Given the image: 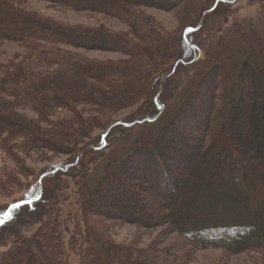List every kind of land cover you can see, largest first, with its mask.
I'll use <instances>...</instances> for the list:
<instances>
[{
    "label": "trees",
    "instance_id": "1",
    "mask_svg": "<svg viewBox=\"0 0 264 264\" xmlns=\"http://www.w3.org/2000/svg\"><path fill=\"white\" fill-rule=\"evenodd\" d=\"M43 1L77 13L117 19L129 27L134 40L103 28L68 27L42 18L25 9L26 0H0V42L24 49L23 55L0 64V142L22 139L27 143L25 150L63 153L67 146L78 144L95 123L94 119H82L77 112L80 106H89L96 114L106 116L140 101L142 113L138 119L127 124L120 121L104 130L107 138L118 128L123 131L135 128L125 151L112 152L100 172L92 175L79 166L82 156L75 159V166L81 171L77 184L79 197L75 202L81 213L85 215V197L90 191L96 193L99 185L105 192L107 185L111 188L122 185L114 179L128 165L138 162L137 153L145 158L163 157L172 169L168 174L165 171L154 175L158 174L174 188H160L155 176L146 170L141 177L146 186L135 185L143 192L148 188L163 197L169 194L165 197L170 204L161 199L157 203L158 208L166 209L159 215L161 223L164 221L168 229L194 248L222 249L231 254L259 251L262 255L258 264H264V42L257 33L252 28L248 31L236 28L231 40L218 41L206 59L191 64L194 30L186 29L179 40L172 39L154 28L141 12L143 8L168 12L185 0ZM228 1L214 0L218 5ZM246 37L248 43L241 44ZM60 47L119 53L125 59L113 64L94 62ZM167 65L170 68L164 70ZM183 69L192 75L187 85L180 88L173 77ZM168 71L170 77L163 82ZM251 83L259 84V95ZM159 88L163 90L161 96L165 95L160 100L156 98ZM177 89L179 93L167 105L171 100L167 97ZM196 99L204 101L205 106L194 103ZM244 101L249 102L246 108ZM23 107L36 113L41 123L49 122L59 110L71 112L74 118L57 120L50 129L42 130L38 121L27 120L17 113ZM236 120L240 125L247 124L248 130H238ZM168 131H174L172 134L177 133L180 138L167 149L164 142ZM185 158L193 159L192 165L176 172L175 165ZM58 171L62 169L55 173ZM34 186L28 196L14 203L18 206L16 212L21 208L32 210L39 202ZM121 187H126L129 199L113 207L116 210L102 214L149 215L142 204L144 198L132 191L131 186ZM111 188L108 196L114 194ZM258 190L260 199L255 198ZM52 223V228L42 236L37 234L36 239L48 264H65L64 245L54 232L57 222ZM90 238L96 243L94 255H87L80 264H147L137 259L130 261L128 253L100 243L94 235ZM25 251L3 255L0 264H40L31 250L29 258ZM9 258L13 261L8 262Z\"/></svg>",
    "mask_w": 264,
    "mask_h": 264
},
{
    "label": "rangeland",
    "instance_id": "2",
    "mask_svg": "<svg viewBox=\"0 0 264 264\" xmlns=\"http://www.w3.org/2000/svg\"><path fill=\"white\" fill-rule=\"evenodd\" d=\"M24 7L37 16L64 26L103 28L111 33L122 34L128 39L134 40L127 25L104 15L77 13L43 0H26ZM141 12L150 20V23H153L154 28H158L172 39L179 40L180 34L186 29L187 32L194 30L191 37L195 44V50L191 53V64L206 59L208 54L213 52L218 41L231 40L236 28L246 31L252 28L264 42V0H230L222 5H218L214 0H185L179 2L175 8L168 12L154 8H143ZM246 42L248 43L247 37L241 44L245 45ZM60 48L94 62L113 64L125 59L119 53L108 51ZM252 53L255 54V51L253 50ZM23 54L24 49L17 44L0 42V64H6L12 61L15 56ZM168 65L164 70L170 68ZM169 74L170 71L162 78L163 82H166L165 80L170 77ZM191 75L192 73L188 74L186 69H183L181 73L173 77L174 83L183 88L189 82ZM251 86L259 95V84L251 83ZM157 91V99L165 97V95L161 96L163 92L161 88ZM179 91L177 89L170 94V97H167L168 100L171 99L167 105L172 103L174 99L171 97ZM195 102L201 103L198 99ZM141 104L142 102L139 101L136 105L109 112L106 116L96 114L89 106H80L77 112L82 115V119H94L95 123L88 127L78 144L67 146L63 153L25 150L24 146L27 143L22 139H13L7 143L0 142V259L7 253L18 255L19 251L25 250L24 255L29 258L28 251L31 250L40 264H48L36 237L42 236L45 230L52 228V222L56 221V225L54 224L56 231L54 230V232L58 234L62 245H64L65 264H80L82 259L88 258L87 255H94L96 243H92L90 235L97 237L100 243L116 247L121 253H128L132 259L130 261L137 259V262L139 260L140 262L146 261L147 264L149 262V264H258L260 255H262L259 251L247 250L239 254H231L222 249L200 250L168 229L163 224L164 221L161 223L159 215L166 209L158 208L157 203L160 199L164 201V204L169 203L170 199L165 197L169 194L163 197L148 188L143 192L137 187V184L142 187L146 186L141 178L142 171L146 170V173L155 176L154 179L160 188L166 190L174 188L167 180L160 179L158 174L154 175V172L165 171L168 174V171L172 169L168 165L169 162L163 157L159 159L153 156L145 158L137 153L136 155L140 157L138 162L128 165L124 168L123 174L114 179L122 182L123 186L124 184L128 187L131 186L132 191L144 198L142 204L146 209L145 214L148 211L149 215L143 217L142 214L136 212L135 216L125 213L122 217H110L102 214L105 211L116 210L113 207L115 208L129 199L130 196L128 197L124 191L127 189L126 187L122 188V185L114 188L107 185L108 189L111 188V194L114 193L110 196H108L109 190L107 189L105 192L100 185L96 193L90 191L89 195L85 197V215L81 213L77 202H75L79 197L77 186L78 178L81 177L79 166L85 167L87 174L92 175L100 172L112 152L120 154L125 151L130 136L136 129L123 131L118 128L110 132L107 138H105L104 130L106 131L109 126L120 124V121L127 124L133 119H138L137 116L142 113L140 111ZM203 104L205 106L204 101L201 105L203 106ZM248 104V101L243 102L245 108ZM243 105L240 104L242 109ZM17 113L27 120L38 121L37 125L42 130L50 129L53 122L57 120L74 118L71 112L59 110L49 118V122L41 123L36 113L28 107L17 109ZM151 120H154V117ZM240 124L237 120L234 123L238 130H248L247 124ZM172 132L168 131L166 134L164 146L167 149L180 138L177 133L172 134ZM229 134L233 135L232 132ZM224 136L227 137L226 134ZM150 151L154 153L152 148ZM230 152L234 153L231 149ZM79 156L83 157L84 162L82 161V164L78 160L80 164L75 166ZM192 160L191 158L180 160L175 165L176 172H180L186 165H192ZM66 164L70 166H63ZM71 166L76 168L67 170ZM59 169H62V172L55 173ZM124 178L127 179L126 183ZM34 184L37 199L40 197L39 202L34 204L32 210L21 208L16 212L12 206L28 196L33 189L31 186ZM181 197L182 192L179 194V198ZM257 197L261 198V190H258V194L255 195V198ZM50 223L52 224L50 225ZM138 256L144 257V259ZM9 261H13L12 258H9Z\"/></svg>",
    "mask_w": 264,
    "mask_h": 264
},
{
    "label": "snow or ice",
    "instance_id": "3",
    "mask_svg": "<svg viewBox=\"0 0 264 264\" xmlns=\"http://www.w3.org/2000/svg\"><path fill=\"white\" fill-rule=\"evenodd\" d=\"M12 207H13V209H15V208L18 207V206L14 204Z\"/></svg>",
    "mask_w": 264,
    "mask_h": 264
}]
</instances>
